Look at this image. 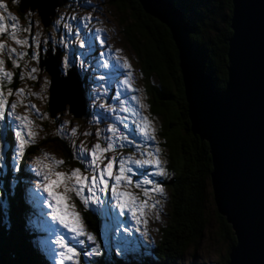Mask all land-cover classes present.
Segmentation results:
<instances>
[{"label": "rangeland", "instance_id": "rangeland-1", "mask_svg": "<svg viewBox=\"0 0 264 264\" xmlns=\"http://www.w3.org/2000/svg\"><path fill=\"white\" fill-rule=\"evenodd\" d=\"M0 2L5 5V8H0V16L5 17L4 23L6 25L17 23L19 29H28V31L19 30L17 32L18 38H27L28 43L25 45L15 44L7 33L0 34V41L16 49L13 58L17 60L19 66L13 67L8 59L7 48L0 53V58L5 60V70L14 73L11 83L6 80L4 82L6 85L4 92L8 101L6 109L7 111H12L10 108L11 103L18 101L15 113L27 115L33 121L30 126L31 130L36 133L32 137L34 143L31 145H37V149L26 160H23L22 165L24 171L28 172V176L22 183L21 190L28 194L26 195L27 198L30 197L28 202L36 212L34 214L29 211L28 216H26L28 221L26 223L30 224V227L31 225L35 227L42 235V238L39 235V237L34 239V246L43 254L45 264H55L54 250L56 245L52 242L56 239L57 233L63 235H67V233L58 223L52 221L51 216L47 215L50 209L43 204V200L47 198L46 194L39 190L33 191L36 189V181L39 179L33 171V158H43V154L48 153L50 156L62 159L65 162L57 168L58 171L67 172L69 169L76 167L83 170L85 166L80 160L73 157V152L78 151L81 142L88 148L97 143V129L100 130L99 142L103 144L106 136L113 135V133L107 132L109 125H114L118 133L127 135L129 140L133 142H119L116 145L117 156L123 155L126 157L132 155L134 159H139L143 152L147 150L155 151L156 148H159L160 152L158 155L161 160V167L165 169L164 150L158 144L160 139L156 135L157 120H150L155 129V141L144 140L138 134L134 123V121L139 122V117L132 115L131 112V109H136L140 116H147L145 114L146 108H140L139 104L131 99L132 96H136L140 103L145 105L141 72L136 55L122 34V29L125 25L131 29L133 28L132 24L134 22H132L129 12L122 14L111 4L110 0H68L64 5L56 8L55 16L51 19L50 24L44 25L37 10L28 8L21 14L18 10L19 0H15V2L14 0H0ZM9 14L15 16L17 18L16 21L7 19ZM82 17H89V19L81 20ZM57 21H60V23L58 24ZM121 21H123L122 24ZM65 24L70 26V31L64 27ZM96 29H101V31L97 33ZM77 30H79V36L76 35ZM97 35L100 36V40L96 39ZM33 38H35L36 42H33ZM81 42H83V47H81ZM56 46L61 49L59 65L62 73L65 74L66 70L75 67L84 80L87 107L86 113L80 117L74 116L70 112L68 105L57 112L54 117L49 112L50 76L44 66H40V59L41 57L44 59L49 50L52 53L55 52ZM20 52L25 53V55L20 57L18 55ZM101 53H103L102 56ZM33 54L36 55V59L32 58ZM66 56L68 58L67 67H65ZM124 59L128 61L130 69L126 70L123 67ZM105 61L109 65L107 68L102 66ZM33 68L37 69V71L32 72ZM129 72L131 73L130 77L128 75ZM30 76L34 77V79L30 78ZM101 76L104 77L103 80L99 79ZM126 78L130 80V87L120 83ZM9 88L13 90L12 95H7ZM18 88L24 90L19 96L15 93V89ZM132 89L135 91H132ZM121 100L126 101L124 106L130 109L128 113L120 110L122 107L120 104ZM26 105H34L35 107L26 108ZM101 105L105 107L102 108ZM109 107L113 111H108ZM5 123H11L12 127H15L16 122L7 117L4 121H0V141H6L3 151L7 159L8 142L7 132L4 129ZM72 128L77 129L75 135L71 133ZM86 132L90 133V135H85L84 133ZM12 138L14 140L13 133ZM121 144L123 145L122 147L120 146ZM137 144L141 147L137 148ZM12 152L9 165L11 163L13 166L14 151L12 150ZM106 155L112 156L113 153L110 152ZM145 158L147 157L145 156ZM6 159L2 163H5ZM21 161L22 158L17 164L18 169ZM129 167L133 169V173L130 174L133 180L142 179L141 173H143L148 175L152 181L160 184L163 192L153 193L150 200V203L155 201H159V203H156L155 207L147 212L146 228L143 223L136 225L128 214L121 216L119 210L114 206L90 205L88 209L99 213L103 219L102 231L97 236L86 225L82 214L83 205L78 199L73 197L72 203L76 205V210L80 212L84 227L97 237L95 245L85 240L83 246H78L80 251L79 264H94L100 258L109 262L114 256L128 257L136 255L140 258L141 254L150 255H148L147 250L157 239L159 230L167 219L169 192L161 184V181L169 172L165 170L166 174L161 176L154 174L157 169L152 165L138 168L136 165L130 164ZM145 187L151 188L152 185H146ZM59 190L62 191L63 189ZM132 191L143 199L140 189L133 188ZM204 195L209 221L208 231L196 249L192 247L185 252L183 264L212 262L225 249L224 243L215 240L214 231L217 226L213 213L215 205L211 185H206ZM104 198H110V194ZM120 225L129 226L131 229L130 233H125L123 228L119 227ZM137 227H139V231H136ZM145 231L147 233L146 236L143 235ZM96 245H99L97 253L88 256L84 255L85 250L90 253L91 248Z\"/></svg>", "mask_w": 264, "mask_h": 264}, {"label": "trees", "instance_id": "trees-1", "mask_svg": "<svg viewBox=\"0 0 264 264\" xmlns=\"http://www.w3.org/2000/svg\"><path fill=\"white\" fill-rule=\"evenodd\" d=\"M172 1L182 4L184 20L192 29L189 38L205 50L206 67L212 73L216 88L223 89L227 80L228 39L232 32L231 0ZM110 2L122 14L129 12L134 22L132 29L125 25L122 34L139 65L145 114L150 120H157L158 144L164 150L165 170L169 172L161 181L169 192V210L157 239L147 250L149 256H114L109 262L100 258L94 264H183L185 252L192 247L196 249L208 231L204 190L210 185L212 168L209 146L191 130L178 51L169 29L146 14L138 0ZM4 129L8 147L6 162L0 164V264H45L43 254L34 246V239L41 234L26 223L29 211L36 212L28 202V194L21 190L28 176L22 168L23 160L36 151L37 145L26 148L19 170L13 171L9 159L14 140L8 123ZM213 213L217 226L215 240L224 243L225 249L212 262L193 264L228 263L236 238L225 217L216 208ZM82 214L88 229L99 236L103 228L100 214L91 209H83Z\"/></svg>", "mask_w": 264, "mask_h": 264}, {"label": "water", "instance_id": "water-1", "mask_svg": "<svg viewBox=\"0 0 264 264\" xmlns=\"http://www.w3.org/2000/svg\"><path fill=\"white\" fill-rule=\"evenodd\" d=\"M68 0H19L21 12L37 10L48 25ZM170 31L178 51L191 130L209 146L210 185L216 211L236 238L227 264H264V0H231L227 80L215 87L207 54L189 36L181 3L138 0ZM44 59L50 76L48 109L52 117L66 105L74 116L86 113L87 100L75 67L65 74L56 46Z\"/></svg>", "mask_w": 264, "mask_h": 264}, {"label": "snow or ice", "instance_id": "snow-or-ice-1", "mask_svg": "<svg viewBox=\"0 0 264 264\" xmlns=\"http://www.w3.org/2000/svg\"><path fill=\"white\" fill-rule=\"evenodd\" d=\"M15 2V0H14ZM0 8H5V5L0 2ZM7 19L11 21H16V17L9 14ZM75 19V17H73ZM89 19V17H82L81 20ZM5 17L0 16V34L7 33L10 39L17 45H25L28 43L27 38H18L17 32L19 30L28 31V29H19L17 23H12L11 25H6L4 23ZM59 24L60 21H57ZM64 27L69 29L70 26L65 24ZM101 29H96L99 33ZM76 35L79 36V30H77ZM97 40H100V36L97 35ZM33 42L35 38H33ZM103 43V41H101ZM83 42H81V47H83ZM5 48L8 51V59L11 61L13 67H18L17 60L13 58V54L16 53V49L6 45L0 41V53H2ZM119 51V50H117ZM20 57H23L25 53H18ZM103 53H101V56ZM33 59H36V55L33 54ZM67 56L65 57V67L68 66ZM5 60L0 58V121H4L7 118H11L16 122V126L12 127L11 123L9 127L13 133L14 137V156H13V170L18 171L17 164L20 159L24 156L26 146L34 143L32 137L36 135L34 131L31 130V125L33 121L29 119L27 115H19L15 113L18 101L11 103L10 108L12 111H7L6 105L8 101L6 99V94L4 92L5 80L11 83L13 72L7 71L4 68ZM107 68L109 65L107 61L102 65ZM123 67L127 70L130 69L128 61L124 59ZM32 72L37 71L33 68ZM129 77L131 73H128ZM30 78L34 79V77ZM103 80L104 77H99ZM123 85L130 87V80L128 78L120 82ZM23 89H15V93L19 96L23 93ZM132 91H135L132 89ZM13 90L8 89L7 95H12ZM131 99L139 104L140 108L146 107L144 104L140 103L136 96H132ZM22 102V101H21ZM121 111L128 113L130 109L126 106V101L121 100ZM34 108V105H26V108ZM101 107H105L101 105ZM108 111H113L112 108H108ZM132 115L139 117V122H135L136 130L144 140L155 141V129L153 128L150 119L147 116H140L136 109H131ZM77 132L76 128L71 129V133L75 135ZM107 132L113 133L111 136H106L105 141L102 144L99 142L100 130L97 129L96 135L98 142L91 145L90 148L86 147L83 142H81L78 151L73 152V157L80 160L85 166L83 170L79 167L71 168L67 172L58 171L57 168L62 166L65 162L62 159H56L50 156L48 153L43 154V158L34 157L33 158V171L35 176L39 179L36 181V189L34 192L39 190L46 194V199L43 200V204L50 209L47 215L51 216L53 222L58 223L64 230H66L67 235L57 233L56 239L52 242L56 245L54 250L55 264H79L78 257L80 256V251L78 246H83L85 240L91 242V244H96L97 237L91 232H88L83 225L82 217L80 212L76 210V205L72 203L73 197L78 199L83 205L84 209L87 210L90 205H105L114 206L119 210L121 216L128 214L136 225L143 223L147 225V212L155 207V201L150 203L153 193H162L163 189L160 184L152 181L148 175H142V179L133 180L132 174L133 169L129 167L130 164L136 165L138 168H143L146 165L155 166L157 171L156 175H165V169L161 167V160L159 159L160 149L156 148L155 151L147 150L143 152L141 158L134 159L132 155L129 156H117L116 155V145L121 141L129 140L127 135L123 133H118L117 128L114 125H109ZM85 135H90V133H84ZM6 141H0V162L6 159L3 151V147ZM123 146L122 144L120 145ZM137 148L141 146L136 145ZM113 153L112 156L106 155L107 153ZM145 156L147 158H145ZM118 160V166H117ZM2 166V165H0ZM146 185H152L151 188L145 187ZM133 188L140 189L143 195L141 199L140 195L132 191ZM59 189H63L60 191ZM110 194V198L105 199L106 195ZM125 233H130L131 229L129 226L120 225ZM119 230V228H118ZM139 231V227L136 228ZM143 235H147L146 231ZM99 245L91 248L89 253L85 250L84 255L88 256L90 254L97 253Z\"/></svg>", "mask_w": 264, "mask_h": 264}, {"label": "bare ground", "instance_id": "bare-ground-1", "mask_svg": "<svg viewBox=\"0 0 264 264\" xmlns=\"http://www.w3.org/2000/svg\"><path fill=\"white\" fill-rule=\"evenodd\" d=\"M209 9V8H208ZM54 53V52H53ZM216 87V86H215ZM220 90V89H219ZM222 90V89H221Z\"/></svg>", "mask_w": 264, "mask_h": 264}]
</instances>
